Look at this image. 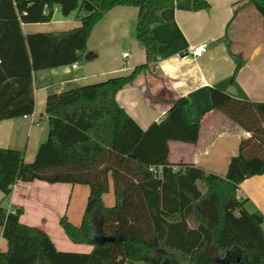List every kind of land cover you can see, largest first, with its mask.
Segmentation results:
<instances>
[{
	"label": "trees",
	"instance_id": "16d2710c",
	"mask_svg": "<svg viewBox=\"0 0 264 264\" xmlns=\"http://www.w3.org/2000/svg\"><path fill=\"white\" fill-rule=\"evenodd\" d=\"M176 0H0V122L32 116L33 73L82 63L94 28L116 7L139 11L135 27L146 63L125 77L50 95L49 135L33 163L24 153L0 149V192L10 197L20 183L88 186L80 226L60 221L88 254L59 252L42 231L20 222L23 210L0 204V231L7 251L0 264H264V216L246 209L237 192L264 175V104L241 101L213 89L212 109L251 134L241 142L225 176L195 166L174 171L170 143L197 145L201 127L187 115L189 101L169 102L167 117L143 130L116 101L117 94L158 60L152 26ZM206 11V0H193ZM254 8L264 19V0H243L235 11ZM59 10L81 27L25 35L23 25L48 24ZM241 60L236 73L243 67ZM162 168L161 176L151 168ZM113 187L115 205L103 196ZM99 228V229H98ZM98 236L100 239H94ZM113 239L101 244L103 239Z\"/></svg>",
	"mask_w": 264,
	"mask_h": 264
},
{
	"label": "crops",
	"instance_id": "0c3cea01",
	"mask_svg": "<svg viewBox=\"0 0 264 264\" xmlns=\"http://www.w3.org/2000/svg\"><path fill=\"white\" fill-rule=\"evenodd\" d=\"M206 1L210 5L206 11H195L193 0H176L174 9L162 12V22L152 26L158 43L153 74H141L117 94L116 101L146 130L165 120L169 102L186 98L188 118L200 125V138L197 145L171 142L170 163L179 170L195 166L225 176L231 160L239 154L241 142L251 134L212 109L211 92L216 89L241 101L264 104V19L254 8L236 13V6L243 0ZM138 14L134 7L114 8L94 28L85 59L76 68L71 65L34 72L35 112L29 117L0 122V149L24 153L25 162L33 163L48 139L46 103L50 95L129 76L144 65L146 52L135 36ZM70 18L73 20L63 18L57 10L51 23L23 25V31L33 35L81 27L75 16ZM56 26L63 31L51 29ZM204 44L207 52L193 58L190 50ZM126 53L129 56L125 59ZM87 56L95 57L89 61ZM241 60L244 65L236 73ZM110 191L113 192L112 185ZM89 194L84 185L20 182L7 199L0 192V204L5 202L7 209L23 210L20 222L47 234L59 252L88 254L92 248L71 242L60 221L67 217L74 226H80ZM237 198L248 201L246 209L250 213L264 216V175L244 181ZM112 200L115 205L114 196H110V203ZM7 247L0 231V253Z\"/></svg>",
	"mask_w": 264,
	"mask_h": 264
},
{
	"label": "built area",
	"instance_id": "2783aa9c",
	"mask_svg": "<svg viewBox=\"0 0 264 264\" xmlns=\"http://www.w3.org/2000/svg\"><path fill=\"white\" fill-rule=\"evenodd\" d=\"M206 52H207V45H205V44L200 45V46L190 50L191 56L193 58H196V59L202 57ZM128 56L129 55L126 53V54H124L123 57L126 59V58H128ZM76 67H77V65H74V68H76ZM178 170H179L178 168H174V171H178ZM151 172H153L157 176H159V175L161 176L162 168L161 167L160 168H156V167L151 168ZM9 211L14 212V209L10 208Z\"/></svg>",
	"mask_w": 264,
	"mask_h": 264
},
{
	"label": "rangeland",
	"instance_id": "374dc122",
	"mask_svg": "<svg viewBox=\"0 0 264 264\" xmlns=\"http://www.w3.org/2000/svg\"><path fill=\"white\" fill-rule=\"evenodd\" d=\"M60 18H61V17H60ZM69 20H73V19H72V18H69ZM51 29H52V30H56V31H63V30H60V28H57V26L54 27V28H51ZM153 72H154V64L151 65V68H150V74L152 75ZM76 88H78V87H76ZM72 89H75V88H72ZM72 89H70V90H72ZM67 91H69V90H67ZM110 196H114L112 191H109V192H108L107 194H105V195L103 196V198H102V199H103V204H104L105 207H114V200H112L111 203H110V201H109ZM6 199H7V198H6ZM2 207L7 208V205H6L5 202L2 204Z\"/></svg>",
	"mask_w": 264,
	"mask_h": 264
},
{
	"label": "water",
	"instance_id": "95a60500",
	"mask_svg": "<svg viewBox=\"0 0 264 264\" xmlns=\"http://www.w3.org/2000/svg\"><path fill=\"white\" fill-rule=\"evenodd\" d=\"M95 56H87L86 57V60H91L93 59ZM113 241V239L109 238V239H103L100 241L101 244H104V243H111Z\"/></svg>",
	"mask_w": 264,
	"mask_h": 264
}]
</instances>
